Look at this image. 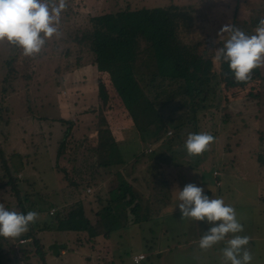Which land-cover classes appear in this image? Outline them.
Listing matches in <instances>:
<instances>
[{"label": "rangeland", "instance_id": "rangeland-1", "mask_svg": "<svg viewBox=\"0 0 264 264\" xmlns=\"http://www.w3.org/2000/svg\"><path fill=\"white\" fill-rule=\"evenodd\" d=\"M170 3L192 10L195 28L186 34L185 39L202 41L206 46L226 38L227 34L223 38L218 36L225 24L252 35L259 23L255 21L264 18V0H67V9L61 15L60 35L48 39L42 54L36 59L18 56L7 65L6 60L15 54L16 48L6 40L0 41V89L4 85L8 88L4 102L8 110L3 114L9 117V125H2L4 134L8 136L7 150L31 151L30 133H47L49 118L65 116L79 121L82 116L85 126L93 118L94 115L87 112L91 109L96 112L97 74L93 73L92 67L84 64V53L81 56L75 52L76 43L67 44L61 40V36H69L68 31L73 32L76 27L87 24L86 12L94 14L129 4L140 8ZM66 46L71 49L70 53L63 49ZM260 69L262 89L259 98H250L242 92L232 96L227 122L221 118V105H217V100H223V96L217 94L206 119L198 120L196 129L193 127V130L183 133L181 130V140L178 143V139H174L172 148L167 150L168 144L165 147L163 143L156 142L143 149L145 145L140 144L145 154L138 158L135 170L131 168L132 173L127 172L128 180L134 184V179H138L134 184L138 191L143 186H153L154 191H151L152 197H144L141 210L127 213L121 219L120 224L127 222L126 225L113 226L108 234L104 228H98L94 237L85 231H37L46 263L134 264L133 255L144 254L148 258L141 264H224L221 250L233 234H228L225 241L212 248L202 250L195 238L198 231H207V224L181 218L176 205L177 189L182 190L185 184L191 182L207 191L205 194L210 198H223L225 203L234 207L237 219L244 226L243 232L236 235L251 237L246 246L253 256L250 264H264V64ZM25 72L32 73L28 86L22 78ZM179 131L180 128H177L176 133ZM201 131L210 132L214 141L202 154L189 156L184 148L187 135ZM174 133L172 129L167 131L168 136ZM75 135L80 138L78 133ZM88 138L86 136V141L83 140V145ZM80 143L81 140L78 141ZM50 154L51 151L39 154L34 163L49 171L52 162ZM129 155L124 154L128 157L127 161L132 160V157L129 160ZM143 169L146 174H142ZM214 169L219 172L220 186L215 184ZM2 174L0 169V180ZM48 174L56 178L55 174ZM104 175L107 177L106 173ZM51 182L53 192L50 194L58 192L61 184ZM79 195L86 209L89 208L88 200L102 197L96 186H84ZM0 204L8 210L18 211L8 187L0 188ZM91 206L92 211L99 209L98 203ZM171 218H178L185 227V234L176 235L170 227L167 232L164 231L165 225H178V221L173 223ZM18 238L0 236V264H26L16 255L18 252L20 255L23 248L31 249L28 259L31 264H42L34 253L31 241L24 242Z\"/></svg>", "mask_w": 264, "mask_h": 264}, {"label": "trees", "instance_id": "trees-1", "mask_svg": "<svg viewBox=\"0 0 264 264\" xmlns=\"http://www.w3.org/2000/svg\"><path fill=\"white\" fill-rule=\"evenodd\" d=\"M86 15L87 24L68 31L70 37L61 36V40L76 43L75 52L84 53V64L97 74L98 104L96 112L92 109L87 112L94 115L90 125L85 126L80 115L79 121L65 116L49 118L47 133H30L31 151H9L5 146L8 136L2 129L9 125V117L3 114L8 110L4 106L8 88L4 85L0 89V169L3 171L0 188L10 189L19 212L38 213L36 222L18 239L31 241L42 264L47 263L37 231H85L94 237L98 228H104L108 234L113 226L126 225L127 222L120 224L121 219L127 213L141 210L144 197H152L154 191L153 186H143L138 191L134 188L138 179H134V184L128 180L127 172L135 170L138 158L145 154L143 149L160 142L165 147L168 144V150L176 138L179 143L181 130L183 133L196 129L198 120L206 119L217 94L223 96L217 105H221V118L227 122L232 96L242 92L258 99L262 89L260 67L253 70L249 81L237 83L228 64L215 59L216 49L223 40L206 46L205 42L185 39L195 28L191 9L173 3L140 8L129 4L94 14L86 12ZM15 48V54L6 60L7 65L18 56L34 60L43 52L29 58L22 49ZM63 49L71 51L69 46ZM31 75L23 74L25 86ZM177 128H180L178 134ZM170 129L175 133L168 136ZM86 136L89 138L83 145ZM78 139L82 144H78ZM141 143L145 145L142 150ZM48 151L52 153L49 171L34 163L39 154ZM128 153L132 162L125 169L130 161L124 154ZM142 174H146L145 169ZM142 178L145 180V175ZM215 179L219 186L218 174ZM51 181L61 184V189L53 194H50ZM84 186H96L102 194L101 198L88 200L87 209L79 195ZM92 203L99 204L97 211H92ZM20 252L16 255L31 264L28 261L31 249L23 248ZM142 260L133 263L141 264Z\"/></svg>", "mask_w": 264, "mask_h": 264}, {"label": "clouds", "instance_id": "clouds-1", "mask_svg": "<svg viewBox=\"0 0 264 264\" xmlns=\"http://www.w3.org/2000/svg\"><path fill=\"white\" fill-rule=\"evenodd\" d=\"M67 6V0H0V41L6 40L22 49L24 56L38 55L48 39L60 35L61 15ZM225 34L222 46L216 49L215 59L228 64L237 83L247 82L253 70L264 64V18L259 20L252 35L231 24L222 26L218 36L223 38ZM213 141L210 132L189 133L184 148L189 156L200 155ZM177 190L176 205L181 218L210 225L199 240V248L210 249L231 233L232 237L221 250L224 264H250L253 256L246 247L250 237L236 235L243 232L244 226L237 219L234 207L223 198H210L195 183H187L182 190ZM37 218L35 211L24 214L0 204V236L18 238Z\"/></svg>", "mask_w": 264, "mask_h": 264}, {"label": "crops", "instance_id": "crops-1", "mask_svg": "<svg viewBox=\"0 0 264 264\" xmlns=\"http://www.w3.org/2000/svg\"><path fill=\"white\" fill-rule=\"evenodd\" d=\"M132 161L130 160V162L127 164L128 165V167H129V164L131 163ZM126 165V166H127ZM127 167V168H128ZM214 170H216V169H214ZM214 170H212V174H213V171ZM218 172V171H217ZM218 174H219V172H218ZM219 181V180H218ZM215 184H216V181H215ZM221 184H219V186H220ZM170 221L171 222H173V223H176L177 221H178V225H170V224H168V226L166 227V225H165V227H164V231H168V228L170 227V231L172 232V233H175L176 235H181V234H185V227H184V225H182V223L178 220V218H175V219H170ZM198 222H203V221H198ZM204 223V222H203ZM189 228V227H188ZM206 228L208 229L209 228V225L207 224L206 225ZM193 229V228H192ZM204 232H206V231H198L197 232V236H196V238H195V240H197V241H199L200 240V238H201V236L204 234ZM250 239H251V237H250ZM193 240V239H192Z\"/></svg>", "mask_w": 264, "mask_h": 264}, {"label": "built area", "instance_id": "built-area-1", "mask_svg": "<svg viewBox=\"0 0 264 264\" xmlns=\"http://www.w3.org/2000/svg\"><path fill=\"white\" fill-rule=\"evenodd\" d=\"M149 150H150V149H149ZM217 174H218V172H217L216 170H214V171H213V175L215 176V175H217ZM217 184H219V182H217ZM21 240H24V242H25V241H27L28 239L21 238ZM144 257H145L144 254H135V255H133V261H134L135 263H140V261H141L142 259H144Z\"/></svg>", "mask_w": 264, "mask_h": 264}]
</instances>
